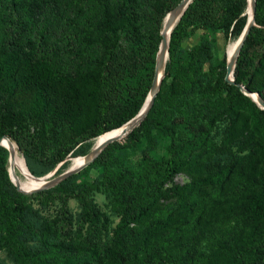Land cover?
Returning <instances> with one entry per match:
<instances>
[{
	"label": "rangeland",
	"instance_id": "374dc122",
	"mask_svg": "<svg viewBox=\"0 0 264 264\" xmlns=\"http://www.w3.org/2000/svg\"><path fill=\"white\" fill-rule=\"evenodd\" d=\"M14 1L27 26L26 44L32 45L44 32L51 42L48 47L51 62L63 74L74 77L106 60L101 47L86 42L101 20V0ZM179 1L108 0L112 19H127L122 32L124 48L134 59L146 63L143 70L123 82L115 96L126 115L133 114L149 95L165 18L172 11L170 7ZM220 1L224 14L217 21V28L191 25L180 43L172 45L166 63L171 68L170 76L162 79L150 118L146 116L124 138L111 144L106 163H91L72 176L73 193H63L61 182L47 189L49 193L15 196L7 185L9 152L0 146V264H98V256L116 231L136 227L144 232L179 210L187 197L178 189L186 187L187 194L191 192L193 175L209 178L212 184L201 197L196 217L166 232L165 244L197 241L204 255L194 264H208V257L220 242L232 243L236 235L250 229L235 213L225 221L210 217L218 201L225 206L243 201L253 190L245 157L249 146L241 137L232 139L229 116H218L225 105L226 91L221 90V84L226 77L227 48L236 39L235 25L242 24L234 13L244 11L246 6L242 0ZM6 13L0 10V45L6 44L8 38ZM256 28L247 53L257 64L264 53V28ZM9 129L23 131L37 140L41 172L46 170V162L65 156L52 171L36 178L50 174L52 178L58 177L68 170L72 158L90 152L95 139L77 144V138L64 122L31 119L17 112L9 117L2 112L0 139L9 137L6 135ZM173 150L187 155L195 168L176 175L165 186L166 196L149 221L131 224L122 194L129 193L144 203L151 185L150 173L155 174ZM197 194L192 192L188 199ZM47 226L53 232L46 238Z\"/></svg>",
	"mask_w": 264,
	"mask_h": 264
},
{
	"label": "trees",
	"instance_id": "16d2710c",
	"mask_svg": "<svg viewBox=\"0 0 264 264\" xmlns=\"http://www.w3.org/2000/svg\"><path fill=\"white\" fill-rule=\"evenodd\" d=\"M242 2L244 8L247 7V0ZM101 5L102 17L98 28L93 35L87 36L86 42L101 47L106 53V60L91 70L72 77L63 74L52 64L48 55L51 42L44 32L39 34L32 45L26 44L24 38L27 26L20 7L14 0H0V10L7 12L4 22L8 29L7 42L0 45V113L13 117L17 112L31 119L64 122L77 138V144L119 129L139 113L143 105L133 114L126 115L125 108L115 96L120 93L123 82L143 70L146 63L134 59L122 44V32L127 26V19L114 21L110 16L108 0H101ZM175 6L177 4H173L169 10H173ZM245 10L246 8L234 13V18L242 21L241 25H235L236 38L246 26L247 17L243 16ZM223 14L224 6L220 0H193L171 32L169 52H172V45L180 43L189 26L204 24L217 28V21ZM255 24L264 28V0H256ZM256 26L250 28L237 57L235 84H229L225 80L221 84V90L226 91V95L224 109L218 114L231 118L228 130L232 139L241 137L243 143L249 146L245 157L250 166L253 190L243 201H234L226 206L218 201V205L210 213V217L215 216L223 221L235 213L250 225V229L236 235L232 243L220 242L208 257V264H264V109L237 86L240 84L247 90L258 93L264 101V53L257 64L247 53L250 38L257 31ZM170 69L169 65L165 67L166 79L170 76ZM154 107L155 104L150 108L147 119L154 112ZM6 135L23 153L26 166L35 177H41L45 171H52L65 159L64 155H60L54 161L46 162V170L41 172L38 168L37 140L23 131L12 129ZM172 143L174 146V134ZM110 150L111 145L92 163H106ZM87 154L85 152L83 155ZM194 168L187 155L181 156L175 150L171 151V156L162 162L159 170L155 174L150 173L151 185L144 203L129 193L122 194V202L130 212V223L142 225L149 221L161 199L166 196L165 186L172 183L176 175ZM71 182L72 177L60 185L61 191L66 195L75 191ZM211 184L209 178L193 175L191 192L187 194L186 187L178 189L187 197L179 210L158 220L144 232L136 227L116 231L112 241L98 256V264L197 262L204 255L199 250L197 241L168 245L164 243V239L166 232L189 223L196 217L202 203L201 197ZM7 185L8 190L15 196L26 197L16 189L11 179L7 180ZM224 185L225 181L220 182L221 187ZM192 192L199 196L188 199ZM43 193L49 192H40ZM219 226L223 227L221 224ZM44 232L47 238L53 228L47 226Z\"/></svg>",
	"mask_w": 264,
	"mask_h": 264
},
{
	"label": "bare ground",
	"instance_id": "6f19581e",
	"mask_svg": "<svg viewBox=\"0 0 264 264\" xmlns=\"http://www.w3.org/2000/svg\"><path fill=\"white\" fill-rule=\"evenodd\" d=\"M243 16L247 17L246 25L252 22L254 17L253 0H247V7ZM173 26H174L173 20L169 19V14H168L165 18V22L161 32L162 41L160 43L159 50L156 54L155 74H157L159 81L162 80L165 76V66L168 60L170 36ZM241 38L242 37L240 35L228 45L227 56L229 61H232L239 52ZM163 40H165V44L163 43ZM152 93L153 92H149V95L147 96L141 108L143 111H145L148 108ZM251 97L254 100L258 99L256 94H252ZM125 131L126 130L121 127L119 129L110 131L107 134L95 138L93 141V148L90 150V152L85 156H78L72 158L70 160V166L68 170L73 168L74 166L82 164L87 158L92 156L98 150L99 146L102 144L104 140L110 137H116L118 138L117 140L124 138L126 136ZM0 146L9 152L8 172H9V177L13 182V184L27 192L33 190L36 186H38L39 183H37V179L34 178L35 176L34 177L31 176V173L29 172L26 166L24 157H21V155L19 154L17 145L9 138H3ZM51 178L52 176L48 179Z\"/></svg>",
	"mask_w": 264,
	"mask_h": 264
},
{
	"label": "water",
	"instance_id": "95a60500",
	"mask_svg": "<svg viewBox=\"0 0 264 264\" xmlns=\"http://www.w3.org/2000/svg\"><path fill=\"white\" fill-rule=\"evenodd\" d=\"M193 0H181V2L169 13V19L173 20V27H172V31L173 28L175 27L176 23L180 20V18L182 17V15L184 14V12L186 11V9L188 8L189 4L192 2ZM255 12H256V0H253V13H254V17L251 23L247 24L241 34V42H240V49L242 47V45L244 44L245 39L247 38L250 28L252 26H256L255 24ZM171 31V32H172ZM163 43L165 44V40H163ZM240 53H237V55L235 56V58L232 61L227 60V67H226V77H225V81L228 82L229 84H235V80H234V72H235V65H236V61H237V57ZM166 67V66H165ZM162 84V80H158V76L157 74H154V78L152 81V85H151V89L150 92H153L151 95V99L148 105V108L143 111L142 109L139 111V113L133 118L131 119L129 122H127L126 125H123L122 128H124L126 131V135L132 131L135 127H137L147 116L150 108L152 107L155 97L157 96V94L160 91V87ZM240 90L248 97H250L254 102L257 103V105L259 107H261L262 109H264V101L261 99V97L259 96L258 93H254L251 92L249 90H247L243 85H237ZM252 94H256L258 99L254 100L251 95ZM5 138V137H4ZM3 139V138H2ZM2 139H0V145L2 142ZM118 138L116 137H110L106 140H104L102 142V144L99 146L98 150L89 158H87L82 164L74 166L73 168L66 170L65 172H63L61 175H59L56 178H52V179H48L52 176V174H50L49 176H46L44 178H36L34 177L32 174L31 176H33L34 178L37 179V183H39L38 186H36L33 190L27 192L19 187H17L15 185V187L17 188V190L21 193L24 194H33L39 191H43V190H47L50 188H53L54 186L60 184L61 182L65 181L66 179L78 174L81 170H83L85 167H87L89 164H91L100 154L101 152L107 148L109 145H111L112 143H114L115 141H117ZM30 172V171H29ZM42 179V180H41Z\"/></svg>",
	"mask_w": 264,
	"mask_h": 264
}]
</instances>
